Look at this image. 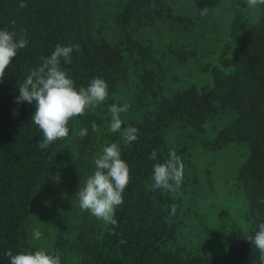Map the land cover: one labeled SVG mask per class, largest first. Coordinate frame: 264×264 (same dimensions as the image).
<instances>
[{
  "label": "trees",
  "instance_id": "obj_1",
  "mask_svg": "<svg viewBox=\"0 0 264 264\" xmlns=\"http://www.w3.org/2000/svg\"><path fill=\"white\" fill-rule=\"evenodd\" d=\"M0 0V30L25 35L28 44L0 83V264L7 255L43 247L30 223L47 185L66 170L68 198L56 215L48 254L61 264H260L248 238L264 223V5L245 0ZM207 8V11L203 10ZM15 21L13 27L12 21ZM79 45L62 62L77 89L94 78L108 98L69 122V136L40 149L32 121L35 102L17 103L18 86L57 45ZM122 127L111 131L110 105ZM95 122L96 130L92 128ZM138 129L127 143L123 130ZM86 128L87 137L78 135ZM117 144L130 169L117 225L82 210L77 192L96 170L103 149ZM244 147L233 177L242 192L245 227L235 230L221 256L193 248V222L202 212L208 168L196 150ZM175 150L184 166L176 190L153 187V166ZM155 151V160L149 159ZM200 175L205 176L203 179ZM176 212L171 215V206ZM210 233V232H208Z\"/></svg>",
  "mask_w": 264,
  "mask_h": 264
},
{
  "label": "clouds",
  "instance_id": "obj_2",
  "mask_svg": "<svg viewBox=\"0 0 264 264\" xmlns=\"http://www.w3.org/2000/svg\"><path fill=\"white\" fill-rule=\"evenodd\" d=\"M249 8L264 5V0H245ZM19 7H27L21 0ZM207 11V8L203 10ZM13 27L15 21H12ZM28 40L25 35L17 37L15 31L0 30V83L5 76V70L17 56L19 50L25 48ZM79 51V45H57L50 56L44 57L42 63L31 71V74L18 86L19 95L16 102H35V111L32 121L43 134V140L39 143L40 149H46L57 140L66 139L69 136V122L77 116H83L86 112L94 111L109 95L107 83L94 78L88 86L76 88L75 82L68 76L67 69L61 67L70 64L72 53ZM129 105L123 107L110 105L112 123L111 131L118 132L122 127L120 113L127 112ZM92 128L96 130L93 122ZM138 129L134 127L124 128L122 136L131 144L137 140ZM83 141L88 131L80 129L78 133ZM153 151L149 159H156ZM169 159L164 163L153 166V180L155 189L176 190L183 181L184 166L181 158L175 150H170ZM96 170L89 176L83 188L76 193L82 210L90 212L98 220L117 225L115 219L116 208L123 204V193L130 182V169L121 158V151L117 144L113 143L103 149L102 154L94 161ZM176 212V205L171 206V215ZM42 233L39 228L33 232V238L39 240ZM248 241L259 251L260 264H264V223L258 225V231L250 236ZM7 255L10 264H61L58 254H48L43 249L34 253H20L13 255L11 250Z\"/></svg>",
  "mask_w": 264,
  "mask_h": 264
},
{
  "label": "rangeland",
  "instance_id": "obj_3",
  "mask_svg": "<svg viewBox=\"0 0 264 264\" xmlns=\"http://www.w3.org/2000/svg\"><path fill=\"white\" fill-rule=\"evenodd\" d=\"M245 153L244 147L232 145L218 153L196 150V165L200 168L205 166L209 170L206 176L209 184L203 185L206 197L202 200V212L205 219L201 223L207 229L194 222L190 227L193 248L202 254L221 256L228 247L231 234L235 230H242L246 225L244 197L233 177L236 166L243 160ZM204 177L200 175L201 179ZM68 181L67 171L59 172L46 186L32 217L30 235L43 249L50 246L56 215L66 204ZM37 228L42 233L39 240L33 238V232Z\"/></svg>",
  "mask_w": 264,
  "mask_h": 264
}]
</instances>
